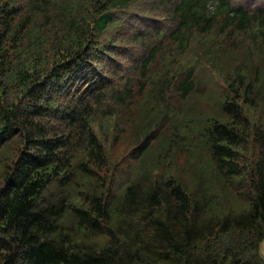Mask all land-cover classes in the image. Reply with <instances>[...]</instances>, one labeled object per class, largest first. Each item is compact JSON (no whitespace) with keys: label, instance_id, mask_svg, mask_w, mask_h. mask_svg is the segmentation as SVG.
<instances>
[{"label":"trees","instance_id":"obj_1","mask_svg":"<svg viewBox=\"0 0 264 264\" xmlns=\"http://www.w3.org/2000/svg\"><path fill=\"white\" fill-rule=\"evenodd\" d=\"M214 1L0 0V264H264L257 252L264 240V64L216 65L237 51V33L253 32L264 54V6ZM142 2L173 20V47L151 31L109 38ZM140 42L146 55L130 63L132 75L120 61L111 67L117 46ZM165 49L175 58L163 93H196L206 67L221 87L213 98L221 117L197 136L212 167L201 180L244 194L247 207L238 213L215 218L203 211L206 197L173 178L130 181L119 192L108 176L98 185L108 158L99 134L119 108L133 106L135 82L149 78ZM186 53V64H174ZM148 149L145 139L129 152ZM79 176L85 183L76 186ZM67 215L76 234L105 241L74 239ZM232 230L244 238L227 240Z\"/></svg>","mask_w":264,"mask_h":264},{"label":"rangeland","instance_id":"obj_2","mask_svg":"<svg viewBox=\"0 0 264 264\" xmlns=\"http://www.w3.org/2000/svg\"><path fill=\"white\" fill-rule=\"evenodd\" d=\"M223 1L250 7L264 6V0ZM216 5H219V1H214L213 6L216 7ZM154 8L155 5L142 2L139 9L129 14L128 21L120 23L110 32L109 38L117 39L122 35L126 41L132 33L138 32L140 37H146L144 32L151 31L160 37L163 36L162 41L173 47L168 33L175 28V24L173 20L168 19ZM233 40L237 51L233 49L231 55L227 56L223 62L216 63L219 69H222L223 63L228 59L231 61V66L240 65L241 62L248 65L254 64L255 67L264 64L260 39L255 37L253 32L237 33V37ZM139 41H143L142 38ZM194 42L201 44L198 40ZM206 47L207 45L203 46L205 49ZM249 49L251 57L245 59V52ZM167 50L169 49L158 53L155 61L151 63L149 78L135 82L136 93L133 106L127 112V107L119 108L120 113L115 119L105 124L108 130L99 134L108 158L107 168L103 167L97 171L98 185L103 177L108 176V180L111 178L112 187L117 188L119 192L122 190L120 188L130 181H143L142 184L149 185L155 181L163 182L166 178H173L180 181L187 189L193 188L195 195L206 197L202 203L203 211H209L215 218L227 213H238L243 207H247L244 201L248 200L245 199L244 194L241 193L239 197L235 186L229 187L217 179H212L211 183L201 180L203 175H211L212 167L209 164V153L203 141L196 142L197 136L201 126H207L211 117L218 115L221 117L220 110H215L216 104L213 100L215 93L221 87L211 73L212 69L206 67L201 69L196 76V93H192L186 99L175 96L173 90L166 94L163 93L161 84L166 76L173 74V58H175L173 51L168 52ZM192 54L194 57L203 55L193 52ZM145 55L146 46L142 42L133 45L126 43L124 46H117V50L112 54L115 58L110 61V64L113 68L122 62L129 66L128 73L132 75L130 63H141ZM246 60H252L254 63ZM94 61L98 62V59L95 58ZM188 61L186 53L181 61L174 59V64L184 65ZM122 82L123 80L116 79V83ZM142 84L144 88L138 90ZM261 113L260 119L264 122V106ZM151 117L155 122L149 125L147 121ZM145 139H147L149 149L143 155L135 156L129 152L131 148ZM12 145L13 143L10 146ZM246 159L248 161L247 156ZM83 183H85L84 179L79 176L75 185L80 186ZM64 225H66L67 232L74 235V239H81L91 244L96 243V246L101 245L106 239L104 235H93L87 231L84 234H76V225L69 215L65 218ZM225 237L227 240L244 238L243 234L235 230L225 234ZM257 252L264 261V240L261 241Z\"/></svg>","mask_w":264,"mask_h":264}]
</instances>
